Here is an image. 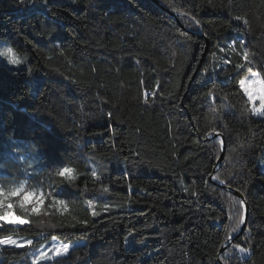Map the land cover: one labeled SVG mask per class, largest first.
I'll use <instances>...</instances> for the list:
<instances>
[{
	"label": "trees",
	"instance_id": "trees-1",
	"mask_svg": "<svg viewBox=\"0 0 264 264\" xmlns=\"http://www.w3.org/2000/svg\"><path fill=\"white\" fill-rule=\"evenodd\" d=\"M159 2L0 0V47L34 70L0 57V188L48 196L39 215L7 199L31 223L3 226L19 244L0 264H33L54 238L75 245L36 264H219L244 206L210 181L216 132L214 179L249 205L221 260L264 264V116L238 83L264 80V0ZM64 166L75 181L55 174Z\"/></svg>",
	"mask_w": 264,
	"mask_h": 264
},
{
	"label": "snow or ice",
	"instance_id": "snow-or-ice-1",
	"mask_svg": "<svg viewBox=\"0 0 264 264\" xmlns=\"http://www.w3.org/2000/svg\"><path fill=\"white\" fill-rule=\"evenodd\" d=\"M194 19V17H193ZM237 19H240L237 17ZM198 23V22H197ZM243 45V41L241 42ZM229 47H233V45H229ZM242 59L244 61H248L249 59V52L247 49L243 51ZM0 57H4L7 60V64H11L13 66H19L21 61L20 57L16 53V51L10 47H4L0 48ZM230 63V62H229ZM237 67H242V65H237ZM258 74L252 73L253 77H257ZM240 87L243 89L244 93L247 95L249 101H253L256 98H259L261 102V107L264 108V80L261 79H252L250 82L247 77H241L238 81ZM208 96H212V91L209 90ZM253 111L259 112L260 109L253 108ZM110 115V114H109ZM58 177H62L65 179H74V169L68 166H64L59 168L56 173ZM91 176L96 177L99 179L97 172L95 169L91 171ZM50 195V193L48 194ZM20 197V204L22 207L27 205L26 211H29L33 214L39 215L40 213L44 212L45 210V203L48 199V196L43 191H36V190H27L25 188V184L22 182L18 187H14L9 191H5L3 188H0V222L7 221L8 223H13V221L8 220V216L10 215V210L12 208V204L6 203L7 199L9 197ZM27 198V199H26ZM54 204H58L60 206V209L64 212L68 211V206L65 201H57L55 197H53ZM90 208H92V215L97 216L99 215L98 212L95 211V208L93 206V201L89 200L86 202ZM244 201L241 200V204H243ZM104 211L108 210V206L105 205L103 208ZM46 214V213H45ZM20 225L29 224L30 221L26 219L17 218V221ZM81 223L86 224L87 221H81ZM241 223H243V215H241V219L236 223L235 227L232 229L233 232H235L237 229L240 228ZM52 227H55L54 225ZM3 230V225L0 224V231ZM230 239V238H229ZM19 241L17 239H14L12 236H6V237H0V245L8 246V245H18ZM32 246L33 240L32 239H23V243L20 244V246ZM70 245L63 244L62 246L56 247L55 249H49L48 251L40 250L38 254H34L33 264H36V262L43 261L45 259H50L49 256L50 251H54L56 256H60L61 252H67L69 250ZM236 248H238L241 252H249V248H243L240 245H235ZM226 264V262H225Z\"/></svg>",
	"mask_w": 264,
	"mask_h": 264
},
{
	"label": "water",
	"instance_id": "water-1",
	"mask_svg": "<svg viewBox=\"0 0 264 264\" xmlns=\"http://www.w3.org/2000/svg\"><path fill=\"white\" fill-rule=\"evenodd\" d=\"M153 1H154L155 3H157V4H159V5H162V4L159 2V0H153ZM172 15H173V16H177V14L174 13V12H172ZM198 33L205 37L204 33H203L201 30L198 31ZM208 46H209V40L207 39V48H206V51H207V49H208ZM206 51H205V53H204V55H203L202 61H203V59H204V57H205ZM201 63H202V62H201ZM201 63L199 64V66H198V68H197V70H196V72H195V74H194V76H193V78H192V81L194 80L195 76L197 75V73H198V71H199V69H200V67H201ZM192 81L190 82L189 86L191 85ZM212 138H221V139H222L223 150H222V153H221V155H220V158H219V160H218V162H217L216 167L214 168L212 174H211L210 177H209V178H210V181H211L212 183H214V184L219 185V186L222 187V188H226L227 190L234 192L237 196H239V197L241 198V200L244 201V203H243V206H244L243 223H242V225H241L239 231H238L237 233H235L233 236L229 237L230 239L228 238L227 242L222 246V248H221L220 251H219V256H218L217 261H218L219 264H225V263H223L222 260H221V254H222V252L224 251V249H225V248H226V247H227V246H228V245H229V244H230V243H231L236 237H238L240 234H242V233L244 232V230H245V228H246L247 220H248L249 205H248V201H247L246 197L244 196V194H243L242 192H240L239 190H236V189H234V188H232V187H229V186H228L226 183H224V182H218V181H216V180L214 179V175H215V173L217 172V170H218L219 166L221 165V162H222V160H223V158H224V156H225V150H226V138H225V135H224V134H222V133H218V132L213 133V134L207 136V140H210V139H212Z\"/></svg>",
	"mask_w": 264,
	"mask_h": 264
},
{
	"label": "rangeland",
	"instance_id": "rangeland-1",
	"mask_svg": "<svg viewBox=\"0 0 264 264\" xmlns=\"http://www.w3.org/2000/svg\"><path fill=\"white\" fill-rule=\"evenodd\" d=\"M19 66H21V67H28V61H27L26 64H22V65H19ZM28 68L31 70L32 74H34V70H33L31 67H28ZM252 73H256V74H258L257 77H253V76H252ZM246 77L248 78L249 82H250L252 79H257V78L263 80V79L260 77L259 73L256 72V71L251 72V73H250L248 76H246ZM31 80H32L33 84H37V82H38V81H37V77H33V75H31ZM251 102H252L253 108H258V109H260L259 112H255V113H256L258 116H264V108L261 107V102H260L259 98H256V99H254V100L251 101ZM17 218H20V217L16 216L13 212H10V215L8 216V220H9V221H13V223H8L7 221H4V222H0V224H2L3 226H4L5 224L14 225V226L20 225L18 222H16V221H17ZM13 238H14V237H13ZM63 244H68V245H70L69 250H68L66 253H65V252H61V253H60V256H65V255L68 254V252L70 251V249H71L75 244H73V243H65V242H62V241H60V240L54 238L53 241H51V244H50L48 247H49L50 249H55L56 247L62 246ZM3 246H4V245H0V249H1ZM49 248H43L42 250H44V251H48ZM50 252H52V254L55 255V252H54V251H50ZM50 252H49V253H50ZM55 256H56V255H55Z\"/></svg>",
	"mask_w": 264,
	"mask_h": 264
},
{
	"label": "clouds",
	"instance_id": "clouds-1",
	"mask_svg": "<svg viewBox=\"0 0 264 264\" xmlns=\"http://www.w3.org/2000/svg\"><path fill=\"white\" fill-rule=\"evenodd\" d=\"M4 47H10V48H12V49H14V47L11 45V44H8L7 46H2V47H0V48H4ZM15 51H16V53H17V50L16 49H14ZM18 56L20 57V61H21V63H20V65H22V64H26L27 63V61H28V55L26 54V53H24V54H18ZM6 62H7V60H6ZM10 66H13V65H11V64H9ZM72 168V167H71ZM72 169H74V168H72ZM76 173V170L74 169V175H75V178L74 179H67L68 181H75L76 179H77V175L75 174ZM37 192H38V190H37ZM27 199V198H26Z\"/></svg>",
	"mask_w": 264,
	"mask_h": 264
}]
</instances>
